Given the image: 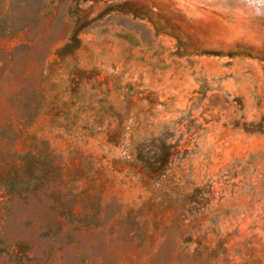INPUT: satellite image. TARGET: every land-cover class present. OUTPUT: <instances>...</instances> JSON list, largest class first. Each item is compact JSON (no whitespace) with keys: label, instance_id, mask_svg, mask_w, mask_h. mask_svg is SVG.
<instances>
[{"label":"rangeland","instance_id":"374dc122","mask_svg":"<svg viewBox=\"0 0 264 264\" xmlns=\"http://www.w3.org/2000/svg\"><path fill=\"white\" fill-rule=\"evenodd\" d=\"M0 264H264V0H0Z\"/></svg>","mask_w":264,"mask_h":264}]
</instances>
